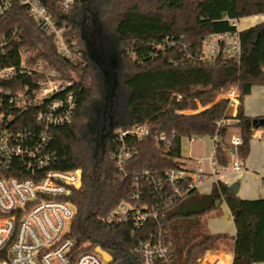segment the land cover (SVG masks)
<instances>
[{"label":"trees","instance_id":"obj_1","mask_svg":"<svg viewBox=\"0 0 264 264\" xmlns=\"http://www.w3.org/2000/svg\"><path fill=\"white\" fill-rule=\"evenodd\" d=\"M44 3L58 26L67 28L68 43L75 42L72 50L78 47L76 54L82 56L65 59L27 9L16 5L0 16V42H6L0 64L18 66L24 50L30 52L29 65L42 60L73 82L68 92L75 95L76 116L53 130L51 148L58 169L82 170V187L70 197L77 209L70 232L76 245L91 242L112 256L111 264H142L135 253L139 241L163 229L173 245L174 264H199L219 240L228 238L206 229L220 202L227 204L237 229L233 264L264 263V200H243L220 180L208 196L193 189L180 197L167 182V172L181 165L185 139L218 138L214 161L223 170L231 163L226 135L234 126L241 133L239 155L242 161L248 158L256 127L243 105L253 87L264 86V22L239 32L238 61L219 55L201 62L199 57L207 38L237 31L233 20L263 15L264 0H74L66 14L57 0ZM91 31L113 55V83L107 82L94 53ZM43 80L37 71H18L0 86L35 92ZM232 87L239 91L235 117L231 100L218 99ZM199 104L205 109L199 111ZM144 124L150 134L125 140L133 156L120 172L112 159L121 145L117 135ZM158 135H166L170 146L158 143ZM192 180L187 175L177 187L183 189ZM135 193L139 201L133 199ZM123 203L153 208L158 217L142 227L101 221Z\"/></svg>","mask_w":264,"mask_h":264},{"label":"built area","instance_id":"obj_2","mask_svg":"<svg viewBox=\"0 0 264 264\" xmlns=\"http://www.w3.org/2000/svg\"><path fill=\"white\" fill-rule=\"evenodd\" d=\"M57 3L61 12L66 14L73 7L74 0H57ZM16 5L27 9L29 16L53 38L59 54L65 59L75 61L78 55L82 56L76 54L80 52L78 47L72 50L75 42L68 43L67 28L58 26L44 0H0V16ZM237 22L233 20L232 24L237 27ZM239 32L207 38L199 60L211 62L221 55L224 60L238 61L241 55ZM5 45V41L0 42V53L4 52ZM29 56L30 52L21 50L18 66L0 64V83L13 79L18 71L28 74L37 71L44 77L35 92L28 88L13 92L0 86V264H108L91 242L77 246L70 237L77 213L70 197L82 187V170L58 169L57 155L51 148L53 130L71 124L76 116L75 95L68 92L73 82L63 80L61 73L42 60L34 66L29 65ZM149 134L147 124L118 133L117 140L121 145L112 159L120 172H124L126 161L133 156L125 149V140L129 137L140 140ZM218 140L214 139L215 142ZM156 141L171 144L166 135H158ZM241 145L242 139L231 142L230 166L234 172L242 170L238 152ZM213 166L216 177L220 169L214 156ZM187 175L182 164L167 172V182L180 197L197 190L194 179L183 189L177 187ZM203 179L205 176L201 175L200 180ZM134 187L138 189V183L135 182ZM133 199L139 201V193H135ZM157 215L153 208L123 203L101 221L107 224L133 223L142 227L156 220ZM166 233L160 229L148 239L139 241L135 253L142 264H174L173 245L166 239ZM198 262L226 264L221 259L208 257L207 253Z\"/></svg>","mask_w":264,"mask_h":264},{"label":"crops","instance_id":"obj_3","mask_svg":"<svg viewBox=\"0 0 264 264\" xmlns=\"http://www.w3.org/2000/svg\"><path fill=\"white\" fill-rule=\"evenodd\" d=\"M264 22V14L246 17L237 22V30L244 31ZM230 99L231 115L235 117L240 105L239 91L232 87L222 94L219 99ZM244 112L252 119L264 120V86H255L250 95L244 99ZM227 125L234 124L227 121ZM264 127V126H263ZM255 129L251 141L250 154L245 161L241 160L242 170L234 172L229 165L214 176L213 156L215 141L206 136L200 139H185L182 142L180 162L188 174L194 179L197 192L202 196H208L213 189L216 180L224 182L229 187L239 184L238 196L243 200H264V129ZM241 139L240 130L234 126L229 127L226 142L231 145L233 140ZM186 142V143H185ZM232 157L230 155V162ZM205 179L200 180V176ZM206 229L213 235H226L228 238L219 240L214 249L208 251V257L221 259L226 264H233L235 238L237 229L231 212L226 203H222L217 215L206 222ZM264 264V263H256Z\"/></svg>","mask_w":264,"mask_h":264},{"label":"rangeland","instance_id":"obj_4","mask_svg":"<svg viewBox=\"0 0 264 264\" xmlns=\"http://www.w3.org/2000/svg\"><path fill=\"white\" fill-rule=\"evenodd\" d=\"M92 33V38H91V44L94 48V53L97 56V58L99 59V61L102 63L104 71L106 73V76L108 77L107 82H114V70H113V65L115 63V60L113 58V55L109 52V50L107 49V47L105 46L104 42L101 41L99 35L94 32L91 31ZM73 77L75 79L79 78V75L74 73ZM63 80L65 81H69L68 79H65L62 77ZM219 99V98H218ZM100 99H96V103H99ZM199 107V111L204 110L205 108L203 106H201L200 104L198 105ZM195 111H184V114H192ZM97 126H94V130H96ZM186 143V142H185ZM208 254V252H206ZM205 253V254H206ZM204 256V255H203ZM202 256V257H203Z\"/></svg>","mask_w":264,"mask_h":264},{"label":"water","instance_id":"obj_5","mask_svg":"<svg viewBox=\"0 0 264 264\" xmlns=\"http://www.w3.org/2000/svg\"><path fill=\"white\" fill-rule=\"evenodd\" d=\"M253 125L256 127V128H259V127H263L264 126V120H258V119H254L253 120ZM230 190L236 194H238V191H239V184L235 183L233 185L230 186ZM221 203L218 202L217 203V207H220ZM97 251L103 256L104 260L108 263V264H111L113 262V258L112 256L107 253L106 251H104L102 248L98 247L97 248Z\"/></svg>","mask_w":264,"mask_h":264}]
</instances>
